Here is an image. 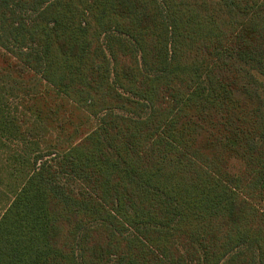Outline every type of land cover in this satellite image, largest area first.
I'll return each instance as SVG.
<instances>
[{"label":"trees","instance_id":"16d2710c","mask_svg":"<svg viewBox=\"0 0 264 264\" xmlns=\"http://www.w3.org/2000/svg\"><path fill=\"white\" fill-rule=\"evenodd\" d=\"M0 264H264V0H0Z\"/></svg>","mask_w":264,"mask_h":264},{"label":"rangeland","instance_id":"374dc122","mask_svg":"<svg viewBox=\"0 0 264 264\" xmlns=\"http://www.w3.org/2000/svg\"><path fill=\"white\" fill-rule=\"evenodd\" d=\"M0 213H1V202H0Z\"/></svg>","mask_w":264,"mask_h":264}]
</instances>
